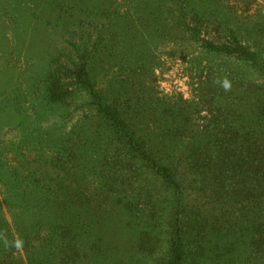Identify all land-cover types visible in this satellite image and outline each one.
<instances>
[{
	"label": "rangeland",
	"instance_id": "rangeland-1",
	"mask_svg": "<svg viewBox=\"0 0 264 264\" xmlns=\"http://www.w3.org/2000/svg\"><path fill=\"white\" fill-rule=\"evenodd\" d=\"M186 2L200 15L199 41L186 30L194 23L185 17ZM226 25L264 52V0H0V202L2 187L14 185L12 170L24 177L36 171L41 183L51 180L54 189H70L72 207L87 215L92 227L77 242L75 264H162L175 214L184 205L206 218L209 234L226 198L217 206L210 193L173 194L110 132L85 77H93L105 106L128 114L132 124L143 123L152 136L169 138L163 129L180 121L171 115L174 101L182 99L183 109H202L206 74L201 73L211 70L220 85L217 103L225 100L223 106L242 114L247 124V114L264 107V67L234 54L206 57L198 48L205 41L225 43ZM94 41L99 42L96 56L90 53ZM189 120L184 139L207 136L198 117L184 122ZM107 189L113 193L98 196ZM88 201L90 212L79 208ZM99 205L105 212L96 214L93 207ZM0 216L14 257L29 264L14 230L15 210L1 205ZM250 217L246 214L223 238L208 236L207 264H253L245 237ZM144 229L153 238L142 248ZM2 238L0 248H6ZM85 239L95 243L93 250L79 244ZM230 241L236 246L233 257ZM218 254L223 255L219 262Z\"/></svg>",
	"mask_w": 264,
	"mask_h": 264
},
{
	"label": "trees",
	"instance_id": "trees-1",
	"mask_svg": "<svg viewBox=\"0 0 264 264\" xmlns=\"http://www.w3.org/2000/svg\"><path fill=\"white\" fill-rule=\"evenodd\" d=\"M183 6L186 8L185 17L194 22L193 25H187L190 28L186 27V30L192 41H199L200 15L195 8L190 7L189 2ZM156 20L161 22V16ZM226 26L225 43L218 45L205 41L198 47L204 50L203 56L234 54L254 67H264V52L245 44L239 33ZM98 46L99 42L92 43V55H97ZM142 60H147V56ZM51 62L48 61V64ZM89 67V64L86 65L80 72L83 74ZM211 72L206 69L205 73H201L203 76L206 74L202 82L206 94L202 109L196 111L194 105L183 109L182 99L174 101V113L171 112V115L180 121L172 123L169 130L163 129L162 136L167 131L169 138L154 137L143 123L132 124L128 114L105 106L101 95L99 97L94 91L96 84L93 77L87 75L85 79L90 96L98 101L99 112L109 123L110 132L124 141L128 151H133L146 161L147 168L161 178L173 194L182 197V191L187 189L204 195L210 193L217 206L223 196L226 198L215 219L219 221L214 223L213 229L210 228L209 234L205 232L208 224L206 218L195 211H188L187 206H182L180 213L175 214L176 219L168 233V247L162 264H207L208 236H227L240 227L241 219L246 214L251 216L245 237L248 240L247 246L250 247L249 253L253 255L252 262L264 264V107L261 111L259 109L247 114L250 120L245 124L242 114H236L230 106H223L225 100L221 99L217 103L215 96L221 95L218 92L220 85ZM50 99L55 97L50 95ZM194 116L204 124L207 136L203 139H184L185 125L190 122H184V119ZM19 167L24 169L22 165ZM35 173L36 171H28L27 177H24L21 172L12 170L14 185L10 183L2 187L5 193L0 206L15 210L18 215L14 230L19 236L23 251L28 252L31 257L27 258L29 264H50V258L57 264H75L76 254L79 252L76 250L77 242L87 238L88 231L92 229L86 220L87 215H78L77 210L72 207L71 201L75 196L70 189H54L49 183L51 180L41 183ZM179 174L184 177L183 181L179 179ZM26 180L29 182H24ZM111 191H101L98 196H108L109 192L113 193ZM62 198L66 199L62 201ZM90 204L88 201L79 208L86 206V211L90 212ZM93 210L96 214L105 212L103 205L93 207ZM236 211L240 212L239 217L235 216ZM180 215L182 216L179 217ZM78 229L81 230L80 233L75 232ZM145 231L146 229L142 231L140 238L142 248L153 238ZM7 233L8 227L0 216V238L2 235L5 243L10 241L6 237ZM30 236L33 238L30 239ZM11 242H8L6 248H0V264H20L14 257ZM79 244H89L88 249L93 250L95 243H87L85 239ZM235 247V242H228V253L232 257ZM46 251L50 252L49 256H46ZM222 257L223 255L218 254L217 261Z\"/></svg>",
	"mask_w": 264,
	"mask_h": 264
}]
</instances>
